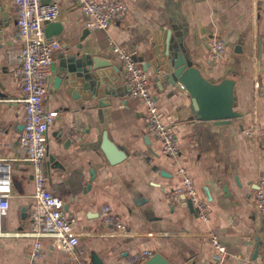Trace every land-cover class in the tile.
Returning a JSON list of instances; mask_svg holds the SVG:
<instances>
[{
    "label": "crops",
    "instance_id": "crops-1",
    "mask_svg": "<svg viewBox=\"0 0 264 264\" xmlns=\"http://www.w3.org/2000/svg\"><path fill=\"white\" fill-rule=\"evenodd\" d=\"M115 1L126 6L123 17L105 31H89L78 0H41L59 5L55 22L62 25L53 38L61 49L43 99L44 109L58 112L46 136L47 153L61 167L48 168L45 157L43 168L47 189L62 199L65 215L76 220L80 261L134 264L135 254L150 251L169 264H264V212L256 205L264 176V136L248 134L253 126L264 127V0ZM16 21L13 2L0 0V160L10 163L12 178L0 264H28L34 242L23 236L27 217L23 224L21 211L25 206L27 213L34 192L32 168L18 143L25 120L24 93L13 76L17 63L7 62L9 53L15 55L22 46ZM213 38L226 46L216 64L209 56ZM178 39L189 64L208 81L235 82L239 117L229 124L194 119L186 91L160 89L154 81L163 78L159 58H165L167 50L171 53ZM115 47L133 52L144 63L162 120L173 127L176 158L164 156L149 132L145 108L129 94ZM76 48L82 56L108 59L112 67L91 71L87 80L69 73ZM100 85L110 94L111 105L95 109L89 90ZM104 130L127 154L119 164L110 165L100 151ZM180 169L206 203L208 222L197 217L187 199L169 197L181 181ZM105 207L122 221V230L104 224ZM211 234L224 247L223 255L211 245ZM41 242L42 255L33 264H70L66 253L51 248L50 239Z\"/></svg>",
    "mask_w": 264,
    "mask_h": 264
},
{
    "label": "built area",
    "instance_id": "built-area-1",
    "mask_svg": "<svg viewBox=\"0 0 264 264\" xmlns=\"http://www.w3.org/2000/svg\"><path fill=\"white\" fill-rule=\"evenodd\" d=\"M11 1L17 13V36L22 46L15 55L9 53L7 62L17 63L13 76L20 80L24 93L22 103L25 120L18 143L26 151L25 161L32 168L34 183V192L27 208V231L23 234L34 240L28 264H33L41 257L43 239H50V246L53 250L66 253L70 264H82L80 261L82 252L77 250L79 241L74 234L76 220L65 215L62 199L47 189L48 177L43 168L47 153V131L58 115L57 111L44 109L43 99L46 96L47 81L52 75L54 57L61 49V44L57 40L46 39L44 26L46 23L57 20L60 8L57 3L43 4L41 0ZM78 2L89 31L107 30L126 12V6L115 0H78ZM225 51L226 46L222 40L218 38L211 40L209 56L213 63H218ZM114 52L122 64L130 96L139 99L145 108L149 132L161 144V152L164 156L176 158L179 154V147L175 140L174 130L162 120L157 100L150 89L148 73L135 61L133 52L122 50L119 47H115ZM259 133L264 136V127L253 126L248 131V134L259 135ZM178 172L181 181L171 191L169 197L174 201L189 198L197 217L208 222L207 205L198 199L192 179L184 169ZM11 197V165L7 161L0 160V237L3 236L2 223L8 216ZM256 205L259 211L264 212V176L258 182ZM109 211V208L105 207L104 224L122 230L124 228L122 221L111 217ZM210 243L219 255L224 254V247L213 234L210 235ZM152 256L150 251H142L132 257V262L142 264Z\"/></svg>",
    "mask_w": 264,
    "mask_h": 264
},
{
    "label": "water",
    "instance_id": "water-1",
    "mask_svg": "<svg viewBox=\"0 0 264 264\" xmlns=\"http://www.w3.org/2000/svg\"><path fill=\"white\" fill-rule=\"evenodd\" d=\"M62 31V25L59 22L46 23L44 26V34L46 39L52 40L58 36ZM87 31V29H86ZM183 40L178 39L177 46L173 50L169 48L171 53L166 51L165 58H159V66L163 71V78L155 77L154 81L160 89L164 87L183 89L190 97V111L194 119L203 122H211L215 125L229 124L232 119L239 117V114L234 110L236 99L234 94L235 82L230 79H222L219 83L208 81L195 66L190 65L186 49L182 43ZM166 43H169L167 38ZM69 62L71 70L69 73H75L77 77H83L85 80L89 78L91 71L99 70L105 67H112L110 61L102 56H82L81 52L76 51L72 53ZM162 57V56H161ZM141 64L143 70H146L144 63L140 59L136 60ZM81 68V69H80ZM82 74V75H80ZM62 75L55 79L54 87L57 89L61 83ZM68 78V77H67ZM90 100H94L93 108L103 109L110 107L111 103L108 100V91L103 85L89 90ZM101 115V111H99ZM24 128V125H23ZM69 142V141H68ZM100 151L103 153L106 161L110 165H116L124 161L126 152L115 143H113L107 134L103 131L101 134ZM46 166L52 168L53 166L61 167L55 161V157L46 153ZM92 173V177L94 173ZM187 203L192 211H194L193 203L187 198ZM65 208V207H64ZM22 223L25 224L27 213L26 207L22 208ZM144 264H169L161 255L154 254Z\"/></svg>",
    "mask_w": 264,
    "mask_h": 264
}]
</instances>
